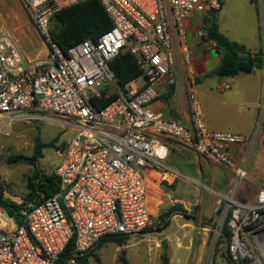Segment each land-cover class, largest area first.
Returning a JSON list of instances; mask_svg holds the SVG:
<instances>
[{"label": "built area", "instance_id": "built-area-1", "mask_svg": "<svg viewBox=\"0 0 264 264\" xmlns=\"http://www.w3.org/2000/svg\"><path fill=\"white\" fill-rule=\"evenodd\" d=\"M80 1L24 0L36 29L51 47L50 62L26 60L0 25V124L45 120L33 116L43 113L50 116L48 121L75 132L56 149L61 161L55 170L59 191L49 198L38 193L41 202L20 210L21 224L0 208L7 216L5 223L0 221V264H57L71 244L68 264H77L76 258L103 238L141 234L152 225L148 173L165 168L171 144L230 170L234 187L248 178V153L237 164L228 150L235 145L254 147L260 121L252 137L210 131L193 93L191 127L151 108L157 87L176 68L177 50L185 54L188 65L191 62L185 21L197 14H216L221 0H100L112 29L97 42L86 40L70 48L64 56L50 37V19ZM256 4L264 34V0ZM127 53L136 57L142 76L120 87L111 62ZM109 87L116 99L97 108L93 100ZM227 202L231 263L264 264V190L254 203L234 197ZM11 220L16 225L9 228Z\"/></svg>", "mask_w": 264, "mask_h": 264}, {"label": "rangeland", "instance_id": "rangeland-1", "mask_svg": "<svg viewBox=\"0 0 264 264\" xmlns=\"http://www.w3.org/2000/svg\"><path fill=\"white\" fill-rule=\"evenodd\" d=\"M256 1L222 0L216 21L229 40L247 46L256 43L259 35L264 39ZM0 25L13 38L26 60L50 62L51 52L32 22L24 0H7L0 12ZM108 89L114 92L113 87ZM33 116L45 120H15L0 124V191L4 198L24 206L34 203L29 201V186L37 182V171L44 175L55 174L61 164L56 149L75 133L48 121L50 116L46 114L35 113ZM37 139L43 144L54 145L43 149L36 166L14 163L17 156L34 155ZM253 157L258 174L264 178V140L259 141V136L255 139ZM178 161L181 163L174 164V172L191 175L187 160L178 157ZM167 163L165 160L164 164ZM225 178L229 188L225 194L202 181L199 190L193 188L194 183H184L181 179L180 184L171 185L161 181L155 193L156 202L153 195L147 197L152 228L137 236H127L122 245L108 242L93 249L90 264H164V257L167 264H230L224 257L225 247L218 245L219 233L229 210L227 199H238L244 185L234 187L232 177L226 175ZM6 220L7 216L0 212V221L5 223ZM15 225L14 220L8 223L9 228Z\"/></svg>", "mask_w": 264, "mask_h": 264}, {"label": "crops", "instance_id": "crops-1", "mask_svg": "<svg viewBox=\"0 0 264 264\" xmlns=\"http://www.w3.org/2000/svg\"><path fill=\"white\" fill-rule=\"evenodd\" d=\"M6 4L7 0H0V12L4 10ZM209 17L210 14L208 16L197 14L185 21L186 42L191 62L188 65L185 54L181 49L177 50L176 68L157 87L158 98L151 108L155 112L163 113L168 120L191 127L189 96L193 93L198 99L208 130L252 137L260 121L257 136L259 141L264 140V113L261 111V104L264 101V39L259 35L256 43L242 45L245 48L243 56L253 62L250 73L242 72L232 77L220 76L217 68L221 54L217 51L215 43L208 41L204 34V22ZM219 29L225 35L220 27ZM175 42L181 46L182 41L177 35ZM223 84H228L229 89L223 88ZM258 144L260 146V143ZM254 148L255 145L251 149L248 145H235L228 150L229 156L237 164H242L248 153L246 158L248 178L241 188L239 198H236V201L243 203H254L259 191L264 190V178L258 174L257 162L253 157ZM178 157L187 160L191 175L174 172V164L181 163ZM166 160L168 163L164 164L165 168L152 169L148 173V195L154 196V202L161 181H166L170 185L175 182L177 184L192 182L196 190L200 189L199 182L202 181L224 194L229 189L225 185V176L232 177V172L197 155L191 149L171 144Z\"/></svg>", "mask_w": 264, "mask_h": 264}, {"label": "trees", "instance_id": "trees-1", "mask_svg": "<svg viewBox=\"0 0 264 264\" xmlns=\"http://www.w3.org/2000/svg\"><path fill=\"white\" fill-rule=\"evenodd\" d=\"M222 6V0H221ZM221 8V7H220ZM112 22L106 13L100 0H85L78 4L62 9L55 13L50 19L49 34L53 43L59 48L64 56L68 55L70 48L82 43L86 40H97L112 29ZM206 39L215 43L217 51L221 54V61L217 68V73L220 76L232 77L239 73H250L253 68L251 59L243 56L245 48L231 40L220 32L219 25L216 21V14L207 18L204 22ZM44 39V38H43ZM45 40V39H44ZM51 52V47L47 44ZM111 68L115 73L116 84L120 87H125L138 80L142 76V71L137 64L136 57L130 54H121L115 57L111 62ZM115 92H110L106 89L100 99H94L93 103L97 108H104L116 99ZM54 143L43 144L37 139L35 153L32 157L17 156L14 158V163H28L36 166L38 160L42 157L43 149L53 146ZM37 182L30 184L29 201L34 203L41 202L38 193L44 194V198H49L59 191L58 179L55 174L44 175L37 171ZM24 204H17L7 198H4L3 192L0 191V208L3 209L8 217L13 218L16 223L21 224L18 220L20 210ZM228 219L225 220L222 234L219 238L218 245L225 247L224 257L230 264L231 260L228 254L229 245L231 242V233L228 228ZM152 228L150 225L145 231ZM127 236L117 235L103 238L93 249L101 248L105 243L115 242L122 245ZM92 249V250H93ZM91 250V251H92ZM218 248L216 249V251ZM72 244L68 246L62 254L57 264H68L72 258ZM89 251L84 256L76 258L77 264H90L92 253ZM168 260L164 257V264Z\"/></svg>", "mask_w": 264, "mask_h": 264}, {"label": "water", "instance_id": "water-1", "mask_svg": "<svg viewBox=\"0 0 264 264\" xmlns=\"http://www.w3.org/2000/svg\"><path fill=\"white\" fill-rule=\"evenodd\" d=\"M213 15H214V13H213V12H211V13H210V16H213ZM18 220H19V221H21V220H22V218H21V217H18ZM163 248H164V250H166V248H167V244H166V242H165V241L163 242Z\"/></svg>", "mask_w": 264, "mask_h": 264}]
</instances>
